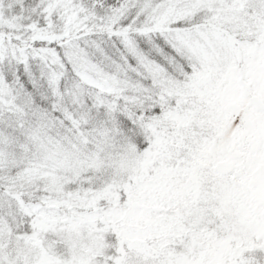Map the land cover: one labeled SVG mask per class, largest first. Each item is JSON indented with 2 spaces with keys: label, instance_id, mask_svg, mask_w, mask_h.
Returning <instances> with one entry per match:
<instances>
[{
  "label": "snow or ice",
  "instance_id": "snow-or-ice-1",
  "mask_svg": "<svg viewBox=\"0 0 264 264\" xmlns=\"http://www.w3.org/2000/svg\"><path fill=\"white\" fill-rule=\"evenodd\" d=\"M0 264H264V0H0Z\"/></svg>",
  "mask_w": 264,
  "mask_h": 264
}]
</instances>
